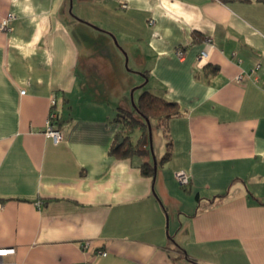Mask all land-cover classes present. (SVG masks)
<instances>
[{
    "label": "crops",
    "instance_id": "obj_1",
    "mask_svg": "<svg viewBox=\"0 0 264 264\" xmlns=\"http://www.w3.org/2000/svg\"><path fill=\"white\" fill-rule=\"evenodd\" d=\"M7 12L0 244L14 252L5 264H264V0H0V20ZM77 30L107 44L81 47ZM145 89L182 110L168 121L162 164L150 151L109 153L121 108ZM51 111L58 142L45 133Z\"/></svg>",
    "mask_w": 264,
    "mask_h": 264
},
{
    "label": "trees",
    "instance_id": "obj_2",
    "mask_svg": "<svg viewBox=\"0 0 264 264\" xmlns=\"http://www.w3.org/2000/svg\"><path fill=\"white\" fill-rule=\"evenodd\" d=\"M181 112L176 101L146 89L143 90L131 109L121 108L120 116L117 118L120 126L111 140L109 153L116 157L145 156L149 151L145 147L146 138L149 137L150 132L148 121L150 125L155 123L166 137L165 150L158 159V163H164L172 155V139L169 134L168 121L172 116ZM136 129L140 131V135L133 141L131 134ZM139 167L143 175L153 176L155 174V165L148 161H143Z\"/></svg>",
    "mask_w": 264,
    "mask_h": 264
},
{
    "label": "built area",
    "instance_id": "obj_3",
    "mask_svg": "<svg viewBox=\"0 0 264 264\" xmlns=\"http://www.w3.org/2000/svg\"><path fill=\"white\" fill-rule=\"evenodd\" d=\"M120 6L122 8L126 7V3L123 1H120ZM15 17V15L12 12H7L1 20H0V29L3 31L10 30L11 25L10 21ZM206 46L211 44V39L207 38L206 39ZM175 52L178 56L183 55L182 49L178 46L175 49ZM208 58V49L207 47L202 48L197 56H196V67H200ZM259 64H257L255 67H257ZM244 74L242 72L238 73L235 76L236 80H241ZM23 92V90H21ZM56 117L55 112H50L48 115L46 121H45V133L52 138L54 142H58L63 138V132L62 130L54 124V118ZM174 176L178 182V184L182 187H186L190 183V176L189 174L183 170L180 169L178 171L174 172ZM81 247L86 249L89 247V241H83L81 244ZM14 252V248L12 246H5L0 244V264H5V257L12 254ZM97 253H100L102 255L106 254L105 250H97ZM86 264V263H82Z\"/></svg>",
    "mask_w": 264,
    "mask_h": 264
},
{
    "label": "rangeland",
    "instance_id": "obj_4",
    "mask_svg": "<svg viewBox=\"0 0 264 264\" xmlns=\"http://www.w3.org/2000/svg\"><path fill=\"white\" fill-rule=\"evenodd\" d=\"M113 8H115V6H113ZM115 10L110 9V12L113 13ZM71 11L75 15H80V14H77L78 12H77V6L76 5L72 4ZM95 14H96V12H93L91 16H95ZM104 16H108V14H104ZM78 17H80V16H78ZM109 18H111V16H109ZM94 23L97 27L102 26V23L100 21L94 22ZM75 35H76L75 40L80 44L81 47L91 48V50L95 51V52L97 50H99V47L107 44L105 38H103L101 35H87L86 36V34H84V32L82 30H77ZM81 36H82L84 42L82 41ZM112 40H113L114 44L118 45L116 37L113 38ZM101 56L102 55L100 53H95L96 59H94V61L96 62L97 60H100L99 58H101ZM128 66H126V70L128 69L127 68ZM134 98H135V96H134ZM165 140H166V137L163 135L162 130L159 127H157L155 123H152V125H150L149 137L146 138V145L148 146L150 153L154 154V156H156L155 157L156 160H158L157 157L159 155H161L160 153H162V151L164 149L163 147H165L163 145ZM176 171H178V170H176ZM180 187L183 188L182 186H180Z\"/></svg>",
    "mask_w": 264,
    "mask_h": 264
},
{
    "label": "water",
    "instance_id": "obj_5",
    "mask_svg": "<svg viewBox=\"0 0 264 264\" xmlns=\"http://www.w3.org/2000/svg\"><path fill=\"white\" fill-rule=\"evenodd\" d=\"M147 123H148V126H149V128H150V124H149V122L147 121Z\"/></svg>",
    "mask_w": 264,
    "mask_h": 264
}]
</instances>
